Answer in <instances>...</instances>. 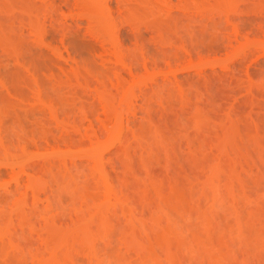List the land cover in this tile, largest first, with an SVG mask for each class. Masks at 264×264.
Listing matches in <instances>:
<instances>
[{"label": "rangeland", "instance_id": "rangeland-1", "mask_svg": "<svg viewBox=\"0 0 264 264\" xmlns=\"http://www.w3.org/2000/svg\"><path fill=\"white\" fill-rule=\"evenodd\" d=\"M250 1L0 0V264H264Z\"/></svg>", "mask_w": 264, "mask_h": 264}, {"label": "bare ground", "instance_id": "bare-ground-1", "mask_svg": "<svg viewBox=\"0 0 264 264\" xmlns=\"http://www.w3.org/2000/svg\"><path fill=\"white\" fill-rule=\"evenodd\" d=\"M244 1H245V0H244ZM242 2H243V1H242ZM247 3H248V1H247ZM247 3H246V4H247ZM250 3H252V2L250 1V2H249V5H248V4H247V5L244 4V5L247 7V9H246V7H245L244 5H241V4H240L242 7H243V6H244V7H243V10H242L241 7H240L239 9H241L242 11H244V10H245V11L248 10V11H247V14H248V15H249V13L251 12L250 10L252 9V12H251L252 15L249 16V21H250L251 23L254 22V24H255V26H254V24L252 25L253 27L256 28V30H255V28L253 29V30H254V33L256 32L255 34H257V32H260V33L262 34V36L260 35V33H258L259 35H256V36H258V38H257V37H256V38L259 40V39H260V38H259L260 36L264 38V36H263V35H264V34H263L264 32L262 31V29L264 28V26H263V25H264V0H254L252 4H250ZM249 8H250V10H249ZM242 11L239 10V13H241ZM245 11H244L243 13H246ZM249 11H250V12H249ZM178 14H179V13H178ZM236 14H238V11H237V13H235V15H236ZM183 15H184V14H183ZM231 15H234V14H231ZM231 15H230L229 17H232V20H233V16H231ZM235 15H234V16H235ZM240 15H241V14H240ZM237 16H238V15H237ZM245 16H246V17H245ZM245 16L243 15V17H244L245 19H244L243 17H241V16H240V17L244 19V22H246L245 20H247V22H248V19H247L248 16H247L246 14H245ZM226 19H227V17L225 18V20H226ZM228 19H229V18H228ZM228 19H227V21H228ZM237 19L239 20L238 17H237ZM232 20H231V21H232ZM241 20H242V19H241ZM233 21H234V20H233ZM239 21H240V20H239ZM228 22H230V21H228ZM234 22H236V20H235ZM241 22L243 23V20H242ZM218 23H219V22H218ZM220 23H221V25H223L222 21H221ZM220 23H219V24H220ZM226 23H227V22H226ZM242 23H239V24H242ZM236 24H237V22L234 23L233 26L236 25ZM246 24H248V23H246ZM237 25H238V24H237ZM243 25H244V24H243ZM248 25H249V24H248ZM248 25H246V26H248ZM226 26H227V25H226ZM226 26H225V28L228 27V26H227V27H226ZM246 26L244 25L243 28L246 27ZM252 26H250V27H251V30H252V28H253ZM248 27H249V26H248ZM250 27H249V29H250ZM262 27H263V28H262ZM234 28H235V27H234ZM243 28H242V29H243ZM246 28H247V27H246ZM236 29H237V26H236ZM249 29H244V30L247 31V30H249ZM232 30H234L233 27H232ZM237 30H239V29H237ZM237 30H236V31H237ZM251 30H249V31H251ZM236 31H235V32H236ZM237 32H238V35H239V31H237ZM252 32H253V31H251V33H252ZM262 32H263V33H262ZM251 33H250V34H251ZM235 34H236V33H234V37H235ZM245 34H246V33H245ZM247 34H248V33H247ZM135 35H137V32L135 33ZM253 35H254V34H253ZM230 36H231V35H230ZM230 36H227L226 38L228 39V37L230 38ZM232 36H233V35H232ZM236 36H237V35H236ZM240 36H241V35H240ZM254 36H255V35H254ZM221 37H222V36H221ZM238 37H239V36H238ZM238 37H236V40H235V41H237V38H238ZM232 39L234 40L235 38L232 37ZM247 39H249V38H247ZM257 39H256V40H257ZM251 40H253V39H251ZM260 40L264 42V39L261 38ZM238 41H240V40H238ZM238 41H237V42H238ZM248 41H249V40H245V41H244L246 45H247L246 42H248ZM228 42H229V44H231V43H230V40H229ZM228 42H227V43H228ZM231 42H232V41H231ZM249 42H252V43H253V46H256V45H257L256 47H258V44H259V46H260V44H261V43L258 42V41H249ZM255 42H256V43H255ZM257 42H258V43H257ZM252 43H250V45H251ZM254 43H255L256 45H254ZM263 44H264V43H263ZM263 44H262V45H263ZM246 45H245V46H246ZM248 45H249V44H248ZM261 47L264 48V46H261ZM263 48H260V49L257 48V50H258V49H259V50H262ZM255 49H256V48H255ZM255 49H254V50H255ZM262 51H263V50H262ZM242 53H243V52H242ZM246 53H247V52H246ZM248 53H249V51H248ZM250 54H251V51H250ZM253 54H254V51H253ZM262 54H263V53H262ZM248 55H249V54H245L244 56H248ZM263 55H264V54H263ZM240 56H241V55H240ZM238 59H239V58H238ZM240 59H241V58H240ZM244 59H245V58H244ZM262 60H264V57H263ZM237 61H238V60H237ZM240 61H241V60H240ZM256 61H257V60H256ZM256 61H254V62H256ZM258 61H259V60H258ZM258 61H257V62H258ZM260 61H261V60H260ZM235 62H236V61H235ZM262 62L264 63V61H262Z\"/></svg>", "mask_w": 264, "mask_h": 264}]
</instances>
